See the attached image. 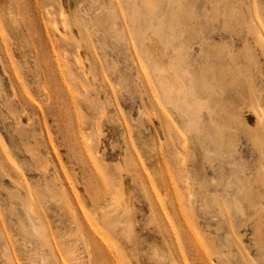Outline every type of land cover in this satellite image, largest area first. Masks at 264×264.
Here are the masks:
<instances>
[{
  "label": "rangeland",
  "instance_id": "374dc122",
  "mask_svg": "<svg viewBox=\"0 0 264 264\" xmlns=\"http://www.w3.org/2000/svg\"><path fill=\"white\" fill-rule=\"evenodd\" d=\"M218 1L0 0V264H264V0Z\"/></svg>",
  "mask_w": 264,
  "mask_h": 264
},
{
  "label": "bare ground",
  "instance_id": "6f19581e",
  "mask_svg": "<svg viewBox=\"0 0 264 264\" xmlns=\"http://www.w3.org/2000/svg\"><path fill=\"white\" fill-rule=\"evenodd\" d=\"M214 6H213L214 11H216L217 14L221 15L220 12L224 13V11H220L223 5L221 6V9H220V2L218 0H215ZM133 16L136 17V13H134ZM134 28L136 31L138 30L136 27V24ZM153 37L157 38L160 45H165V48H163V50L159 54L153 53L149 49V46L147 44L148 42L149 43L151 41L153 42V38H151L147 43H145V45L143 46L144 49H142L140 52V56H141L140 61L143 63L142 69L147 70V72L149 73V71L151 70V69L149 70V66H150V68L153 69V74L154 72L156 73L155 75L156 78L153 77L154 81H151V83L153 82L154 83L153 85H155L158 91L160 92L158 93L159 99L162 102L161 104L166 105L165 107L166 109H167V106H173L176 110H181V112L184 114H191L192 108L190 107L189 102L187 101V97L192 98L193 101L198 100L196 95H198L199 92L198 90L197 91L195 90V86H194L195 80L197 79L196 74H193V72L190 71L189 65L185 61V53L183 49L180 48V50L178 51H175L174 49H172L171 47L172 39L171 38L170 39L160 38L159 36L156 35V33H154ZM145 40H147V38ZM254 41L257 44H263L264 38H263L262 33L257 32V34L254 37ZM257 47H260V46H257ZM158 56H161L165 62L163 63L162 61H159ZM262 57L264 58V52L262 54ZM156 88H155V91H157ZM199 91L200 93H203L202 90L199 89ZM263 109L264 107L262 108V111L264 112ZM190 196L192 200H194L193 192L190 193ZM105 204L107 205V203ZM110 208L111 209H107L105 213H103L104 215L102 216L103 217L102 219L104 221L103 223H106L112 226V224H116L119 221V219L115 218V215H117L120 210H123V212H127V207L125 206V203L123 201L116 199ZM28 209H29V212L32 211V208L29 207ZM202 241L204 242L205 246L209 247V245L207 244V241L204 238L202 239Z\"/></svg>",
  "mask_w": 264,
  "mask_h": 264
}]
</instances>
